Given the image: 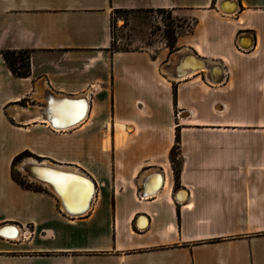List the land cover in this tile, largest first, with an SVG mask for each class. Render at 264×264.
Listing matches in <instances>:
<instances>
[{
  "label": "crops",
  "instance_id": "crops-1",
  "mask_svg": "<svg viewBox=\"0 0 264 264\" xmlns=\"http://www.w3.org/2000/svg\"><path fill=\"white\" fill-rule=\"evenodd\" d=\"M121 11L194 24L154 59L112 50ZM4 51L30 53L27 78ZM188 54L219 64L220 82L175 79ZM47 91L87 97V119L54 130ZM21 159L84 173L92 207L72 217L47 187L16 182ZM6 225L20 235L0 237V264H264V0H0Z\"/></svg>",
  "mask_w": 264,
  "mask_h": 264
},
{
  "label": "rangeland",
  "instance_id": "rangeland-1",
  "mask_svg": "<svg viewBox=\"0 0 264 264\" xmlns=\"http://www.w3.org/2000/svg\"><path fill=\"white\" fill-rule=\"evenodd\" d=\"M193 24L191 19L166 11L117 12L112 19L111 48L116 52L146 51L154 59H167L172 51V37L176 38V32L185 33ZM24 159L15 163V175L26 186L42 189L38 183L26 179L18 169Z\"/></svg>",
  "mask_w": 264,
  "mask_h": 264
},
{
  "label": "water",
  "instance_id": "water-1",
  "mask_svg": "<svg viewBox=\"0 0 264 264\" xmlns=\"http://www.w3.org/2000/svg\"><path fill=\"white\" fill-rule=\"evenodd\" d=\"M207 65H209V74L211 75L212 79L210 82L212 83H219L220 80L223 78V68L219 64H211L209 61L201 60L194 54H188V57H180L178 63L172 70L171 75L175 79H183L188 77V75H191L190 73H196L197 71H205L207 69ZM196 71V72H194ZM222 74L217 75L216 74ZM221 77V78H220ZM45 101L47 102V106L45 109H42L40 111L41 117L45 119V121L49 122L50 125L59 130L70 128L78 123H80L84 117L85 114L88 111V101L87 97H68V96H59L56 97L53 93L50 91H47L45 94ZM77 112V113H76ZM87 115V114H86ZM70 119V121L66 122L64 120ZM35 165H31V163H25L22 168H24L26 171H24L27 175V177L31 180H34L38 183H41L42 185H49V182L41 181L40 179L35 178L32 175H29V172L33 171V169H36L34 167ZM41 167V168H38ZM36 170H47L54 175H61V176H68V177H79L80 179L86 181L89 180L90 183H92L93 186H95L94 182L89 179V177L85 175L78 174L75 171L72 170H64V169H70L65 167H51V166H44V165H38ZM64 168V169H62ZM74 169V168H73ZM29 171V172H28ZM158 176H161V174H157ZM52 182V181H51ZM52 186V190L57 193V197H61L63 199L62 193L55 183H50ZM163 186V185H162ZM54 194V192H52ZM148 194V193H146ZM88 198V197H87ZM85 199V202L83 203V207L81 206V210L77 209L79 214H68L72 217H80L83 216L89 209L90 200ZM88 200V201H87ZM87 202V204H86ZM62 206V205H61ZM12 227H15L14 225H6L3 227H0V237H7L10 239V234H6V232H14V229Z\"/></svg>",
  "mask_w": 264,
  "mask_h": 264
},
{
  "label": "bare ground",
  "instance_id": "bare-ground-1",
  "mask_svg": "<svg viewBox=\"0 0 264 264\" xmlns=\"http://www.w3.org/2000/svg\"><path fill=\"white\" fill-rule=\"evenodd\" d=\"M235 9H236V7L234 8V10ZM234 10H233V12H234ZM208 68H209V65H207V69H205V71H207V73L209 71ZM194 72H196V71H194ZM196 73H190V74L193 75V74H196ZM188 76H190V75H188ZM87 101H88V108L87 109L89 110V100H87ZM86 114H85L84 119L80 123H78V124H76V125H74V126H72L70 128H67V129L59 130V129H55L54 128V130L65 131V130L72 129V128L76 127V126H79L87 119L88 111H87ZM64 121L68 122V121H70V119H68V120L65 119ZM25 163H31V165H35L34 167L36 169H37L38 165L56 167V166L51 165V164H47V163L39 164L36 161L28 160V161H25L23 164L21 163L22 166L20 164V166H21L20 168H21L22 172L25 175H26V173L24 171H26V170L24 168H22ZM38 168H41V167H38ZM36 169H33V171H31V172L28 171L29 175H32L35 178L40 179L41 181L49 182L48 183L49 185H43V186H45L48 189H50L56 195H57V193H55V191L52 190L53 188L50 185V183H55L59 187V189H60V191L62 193V196H63V199L61 197H59V199H60V202H61V205H62L61 207H62L63 211H65V213L79 214V212H77V211L79 209L80 210L82 209L81 206L83 205V203L85 202V199L87 197H88L87 199H89V200L91 199L90 200V204H89L90 205L89 209L92 207V205L94 203V197H95V195H94L95 186H93L92 183H90L88 179L86 181H84V180L80 179L79 177H68V176L54 175V173H52L50 171H47V170H36ZM62 169H64V168H62ZM64 170H72V171L77 172L78 174L85 175L84 173L78 172V171H76L73 168L72 169L71 168L70 169H64ZM32 181L35 182V183H38V182H36L34 180H32ZM39 184L42 185L41 183H39ZM86 204H87V202H86ZM89 209H88V211H89ZM12 228L14 229V232H12V231L11 232H6V234H10V235H8V236H10V239H16L20 235L19 234L20 231H19V229L17 227H12ZM5 238H7V237H5Z\"/></svg>",
  "mask_w": 264,
  "mask_h": 264
},
{
  "label": "trees",
  "instance_id": "trees-1",
  "mask_svg": "<svg viewBox=\"0 0 264 264\" xmlns=\"http://www.w3.org/2000/svg\"><path fill=\"white\" fill-rule=\"evenodd\" d=\"M170 48L175 47L176 38L172 37ZM2 55L12 74L17 78H27L30 75V53L28 51H4ZM177 174V171H176ZM14 180L25 186L24 182L14 175Z\"/></svg>",
  "mask_w": 264,
  "mask_h": 264
},
{
  "label": "built area",
  "instance_id": "built-area-1",
  "mask_svg": "<svg viewBox=\"0 0 264 264\" xmlns=\"http://www.w3.org/2000/svg\"><path fill=\"white\" fill-rule=\"evenodd\" d=\"M26 230H27V231H28V230H30V227H27V229H26ZM27 233H28V232H26V234H27Z\"/></svg>",
  "mask_w": 264,
  "mask_h": 264
}]
</instances>
